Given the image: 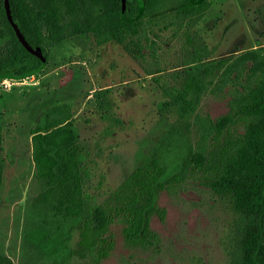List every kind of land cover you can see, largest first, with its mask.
Wrapping results in <instances>:
<instances>
[{
    "label": "trees",
    "instance_id": "1",
    "mask_svg": "<svg viewBox=\"0 0 264 264\" xmlns=\"http://www.w3.org/2000/svg\"><path fill=\"white\" fill-rule=\"evenodd\" d=\"M9 1L27 41L40 46L48 61L53 49L70 41L81 43L91 32L100 36V45L116 42L132 54L137 46L127 38L137 35L144 19L174 11L194 14L211 6L210 0L199 5L196 0H144V14L135 21L138 0H127L124 17L121 0ZM106 14L111 17L101 33ZM201 50L199 46L171 74L167 98L158 104L155 137L117 189L100 202L88 192L91 173L75 123L83 70L75 67L65 88L53 89L28 109L38 193L25 217L20 264H71L75 259L101 264L116 247L115 226L121 227L126 247L152 250L161 240L152 219L166 214L160 194L184 188L192 178L250 219L237 264H264V54L205 60ZM40 65L19 42L0 0V73L22 74ZM230 82L228 112L216 119L197 114L203 131L198 138L191 119L202 93L213 83L221 89ZM4 130L0 113V192L6 166L1 154ZM0 264L15 262L0 251Z\"/></svg>",
    "mask_w": 264,
    "mask_h": 264
},
{
    "label": "rangeland",
    "instance_id": "2",
    "mask_svg": "<svg viewBox=\"0 0 264 264\" xmlns=\"http://www.w3.org/2000/svg\"><path fill=\"white\" fill-rule=\"evenodd\" d=\"M199 13L168 12L144 19L131 54L116 42L100 45V36L70 41L53 49L44 71L22 81L0 80V113L5 119L1 154L6 166L0 192V251L20 264L22 233L31 199L38 193L33 161L30 112L55 88H65L75 67L84 82L75 103L86 165L91 173L88 192L100 202L117 189L147 150L158 131V104L167 98L175 68L199 49L205 60L256 51L264 54V0H210ZM111 14L100 26L102 33ZM43 33L45 26L41 23ZM63 64L62 66H58ZM216 82V80H215ZM217 83L202 93L192 116L198 136L203 134L197 114L216 119L229 110L233 86ZM175 117H172L174 120ZM199 138V137H198ZM159 205L164 219L155 216L152 228L160 235L152 250L126 247L121 227L113 228L116 247L101 264H237L241 241L250 219L192 178L184 188L163 191ZM71 264H84L75 259Z\"/></svg>",
    "mask_w": 264,
    "mask_h": 264
},
{
    "label": "water",
    "instance_id": "3",
    "mask_svg": "<svg viewBox=\"0 0 264 264\" xmlns=\"http://www.w3.org/2000/svg\"><path fill=\"white\" fill-rule=\"evenodd\" d=\"M121 4H122V16L124 17L125 15V11L127 8V0H121ZM203 0H196L193 1L194 4L199 5ZM139 2V14L137 15L136 18H134L135 21L139 20L145 11V2L144 0H138ZM4 4H5V9H6V15L8 18V21L10 22V24L12 25L16 36L19 40V42L23 45V47L30 52L31 54H33L34 56L38 57L41 60V65L38 68L29 70L27 72H24L22 74H13L11 72H6V73H0V79L5 80H15V81H22L24 79L30 78L31 76H34L36 74L41 73L42 71L45 70V68L48 65V58L44 53V50L40 47V46H32L26 39L25 35L23 34V32L21 31L19 25L15 22L13 15H12V11H11V6H10V1L9 0H4ZM130 21H133V19H131Z\"/></svg>",
    "mask_w": 264,
    "mask_h": 264
}]
</instances>
